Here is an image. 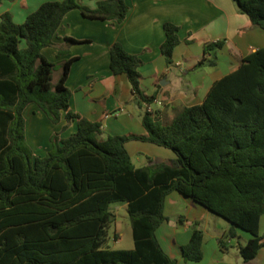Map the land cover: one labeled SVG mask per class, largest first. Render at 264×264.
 Listing matches in <instances>:
<instances>
[{
	"label": "trees",
	"instance_id": "obj_1",
	"mask_svg": "<svg viewBox=\"0 0 264 264\" xmlns=\"http://www.w3.org/2000/svg\"><path fill=\"white\" fill-rule=\"evenodd\" d=\"M252 26L264 30V0H232ZM79 10L88 19L121 23L124 0H100L95 9L79 0L42 3L22 24L10 14L0 18V264H177L161 248L155 232L165 221L166 197L177 192L223 218L251 238L238 246L245 263L264 247L259 220L264 214V48L244 57L237 69L215 81L199 105L180 109L169 123L145 112L144 136L103 135L101 125L69 109L65 86L74 58L52 63L41 53L65 14ZM178 27L163 24L160 53L168 64L179 44ZM83 41L65 38L67 47ZM58 48L57 54H68ZM223 47L207 43L205 55ZM113 75H125L131 94L140 92L138 55L119 42L109 50ZM215 65L214 59L203 58ZM61 73L55 84L52 72ZM30 104L57 124L65 113L76 131L50 137L51 149L33 157L25 139L23 112ZM131 139L146 141L175 154L168 162L135 167L125 149ZM126 202L134 248L107 246L113 221L110 205ZM220 239V248L228 249ZM203 232L194 223L189 242L180 247L187 262H200Z\"/></svg>",
	"mask_w": 264,
	"mask_h": 264
},
{
	"label": "crops",
	"instance_id": "obj_2",
	"mask_svg": "<svg viewBox=\"0 0 264 264\" xmlns=\"http://www.w3.org/2000/svg\"><path fill=\"white\" fill-rule=\"evenodd\" d=\"M47 1L56 0H0V18L8 13L14 23L22 24L28 14ZM79 1L81 5L95 9L100 0ZM124 3L127 13L121 23L88 19L76 9L67 12L53 38V46L41 51L47 60L56 64L74 58L65 81L71 91L69 109L99 123L103 131L100 139L106 135L146 134L142 125L146 102L131 94L125 75H113L110 70L109 50L114 42L121 43L126 52L141 59L140 92L144 97L160 100V105L152 104L151 107L162 123H169L184 107L201 104L215 81L237 69L244 57L264 48V30L252 26L232 0H124ZM165 22L179 28V44L173 51L171 64L160 53V45L165 39ZM66 37L83 42L67 47ZM217 41H223V47L205 55V45ZM65 47L69 53L59 56L58 48ZM203 58L214 59L215 65L206 61L201 64ZM29 107L35 119L48 129L40 149L33 145V157L47 154L51 149L52 134L59 133L60 138H67L76 131L75 121L63 130L67 124L65 113L61 114L59 123L53 124L34 104L26 109ZM24 119L25 139L29 143L33 122L29 130L30 124ZM125 149L132 163L138 164H134L137 168L175 158L173 151L167 148L136 139L127 141ZM110 210L113 235L109 238L108 234L107 246L112 250L133 249L126 202L112 203ZM122 210L125 212L121 215ZM163 214L166 219L155 235L163 251L177 264H264V247L249 263L239 256L237 247L251 238L249 233L235 227L232 230L234 237L225 240L231 225L220 217L221 220L211 219L212 214L207 209L177 192L166 197ZM194 223L203 232V259L187 262L181 256L180 247L189 242ZM258 231L259 235L264 234V214L260 217ZM220 239L233 248L223 251Z\"/></svg>",
	"mask_w": 264,
	"mask_h": 264
},
{
	"label": "rangeland",
	"instance_id": "obj_3",
	"mask_svg": "<svg viewBox=\"0 0 264 264\" xmlns=\"http://www.w3.org/2000/svg\"><path fill=\"white\" fill-rule=\"evenodd\" d=\"M61 73V69L59 66L55 67L53 72H52V80L51 83L55 84L59 75ZM31 107H29L28 109L25 110V118H26V122L29 123L30 125H28L29 130L31 129V122H33L32 124V129L33 132H31L32 137L29 139V143L26 141V144L32 154L33 150V145L35 146L34 148H37L38 150L40 149L39 147L42 146L43 141H44V134L47 132L48 133V129L46 127V125H41L40 122H38L35 119V116L33 115V111L32 109H30ZM49 126V125H48ZM39 132H41V134L38 136L37 134ZM48 141V139H47ZM134 164L138 165L137 163L134 162ZM125 211L122 210L121 215L124 213ZM212 214V213H211ZM211 219L214 218V220H221L219 217L215 216L214 214L210 215ZM108 234H109V238L112 237L113 235V226L109 227L108 230ZM112 243V241H110V244ZM242 243V242H241ZM112 245V244H111ZM228 248H233V246H229ZM232 250H236L235 248ZM240 256V255H239ZM240 258V257H239Z\"/></svg>",
	"mask_w": 264,
	"mask_h": 264
},
{
	"label": "built area",
	"instance_id": "obj_4",
	"mask_svg": "<svg viewBox=\"0 0 264 264\" xmlns=\"http://www.w3.org/2000/svg\"><path fill=\"white\" fill-rule=\"evenodd\" d=\"M152 104L160 105L161 102H160V100L154 98L151 103H145V112L150 113V114L154 113V111L151 107Z\"/></svg>",
	"mask_w": 264,
	"mask_h": 264
}]
</instances>
